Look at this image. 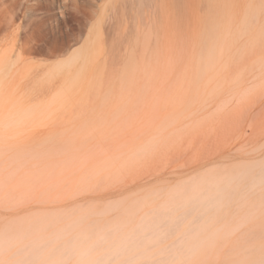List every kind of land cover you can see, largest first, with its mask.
I'll use <instances>...</instances> for the list:
<instances>
[{
    "label": "rangeland",
    "instance_id": "obj_1",
    "mask_svg": "<svg viewBox=\"0 0 264 264\" xmlns=\"http://www.w3.org/2000/svg\"><path fill=\"white\" fill-rule=\"evenodd\" d=\"M112 1L1 0L0 233L45 214L50 229L35 232L50 240L70 223L64 237L72 236L141 199L124 225L134 228L175 188L215 172L239 186L209 222L219 236L188 264H264V0H146L125 9ZM74 51L77 59L61 65ZM185 223L150 252L175 241ZM31 233L0 261L14 264Z\"/></svg>",
    "mask_w": 264,
    "mask_h": 264
},
{
    "label": "bare ground",
    "instance_id": "obj_2",
    "mask_svg": "<svg viewBox=\"0 0 264 264\" xmlns=\"http://www.w3.org/2000/svg\"><path fill=\"white\" fill-rule=\"evenodd\" d=\"M113 1H112V6H113V4H115L116 7H114V6L113 7L117 8L116 2L114 3ZM147 4L150 5V3L149 2L147 3L146 0H134V1L119 0V3H118V5L124 9H125V7L127 8L128 5H130V6L133 5L134 7L141 8V7L147 6ZM0 7H1V0H0ZM0 12H1V9H0ZM14 16H12L13 17L12 21L15 20ZM17 18H19V16ZM19 19H21V18H19ZM252 23H253V21H252ZM214 36H216V34ZM214 36H212V37H214ZM226 38H225V40H226ZM212 42H213V40L211 41V43ZM224 42L225 41H223L221 43V45ZM213 45H215V44H213ZM213 45H211V46L213 47ZM221 47H223V48H221ZM224 47H225V45L223 44V46H220L219 49L223 52L222 49H224ZM209 49H211L210 46H209ZM210 52H211V50H210ZM78 53H79L78 51L72 52L71 55L69 56V58L67 60L63 61L61 65L72 64L77 59V57L79 55ZM223 53H225V52H223ZM204 55L206 56L207 54H204ZM219 55H220V52H219ZM202 59H203V57H202ZM220 61L221 62L217 61V63L219 62V64H220L223 62L222 60H220ZM202 64L203 63H201V66H203ZM214 64H215L214 57H212L211 55L210 56L207 55L205 58V67H210V68H208V69L206 68V69L210 70L212 66H213L212 68L215 69L216 66H214ZM219 64H218V66H219ZM203 69L204 68H202L200 70L203 71ZM217 69H216V72H217ZM197 70L199 72H201L198 68H197ZM199 72H198V74L200 75L201 73H199ZM211 72L213 73L214 71L211 70ZM205 74H207V73H205ZM211 74H210V77H211ZM203 77H202V79H203ZM202 79L200 77L201 81H202ZM208 79H209V76H208ZM188 80H190V79H188ZM201 81H199V82H201ZM206 81H208V80H206ZM192 82H193V80H192ZM197 82H198V80H196V84H198ZM189 83H190V81H189ZM54 98H55V96H54ZM31 111L32 110H30V109L26 110V112H24L25 116L30 114ZM17 115H18V113H17ZM5 127H7V126H5ZM243 171H244L243 172L244 174H248L251 171V168L249 166H247V167H245V169ZM262 176L261 177L264 178V173L262 174ZM234 178L235 177H233V176H228L227 178L223 179L222 177L217 176L215 174V172H210V173H207L205 175L198 176L194 180V182L191 184V186L184 187V188L178 187L177 189L175 188V190L173 189L174 190L173 192L167 191L168 193H170V192L172 193L171 195H168V194L166 195L168 197L170 196L168 198L169 200H167L164 205H162L163 203L159 202L160 203L159 206L160 205H162V206H160V207L156 206L157 209L154 208V209L150 210L151 212L147 211L148 213H146V212L143 213L138 218L137 222L135 223L136 226H134V228H133V226H131V228H133V229H131L130 227L128 228L124 225H126L129 221H131V218H133L134 214L137 213V211L142 208V205H140V204L142 203L141 201H143V200H141V199H140L141 201L139 200L140 204L137 201L138 202L137 205H130L128 207L126 206V208L124 207V209L121 208V210L122 209L123 210L121 211L119 216L114 218V219L112 218L111 221L107 219L108 222H107V220H105L106 222H104L105 224L103 223L104 225L103 224L102 225L100 224V226L96 225L98 223L94 224L93 222H98V221L93 220L91 223H93V225H95V226L91 225V226H93L91 229H90V225H89V230H88V228H86L87 230L86 229L82 230L81 227H79L81 224H79V226H77V228L80 229V231L78 232V229H77V231L75 232V230H76L75 228L77 225V223H76L75 228H74L75 234L72 232L73 234H72V236L70 235L71 237L67 235V237H69V238L64 237V236L67 233L69 234V232L66 233V231H72L73 230L74 226L71 225L72 228H70L71 227V226H69L70 223L67 224V227H65V228L70 229V230H66L63 228L64 226L63 227L61 226L64 229V231L66 230L65 233H63L62 228H60V230H58V232H57V230L56 231H50L49 234L51 232L54 234V238H52L53 234L51 233L52 236L51 237L49 236V238H52V239H50V240L49 239L47 240V238H46L47 235L45 237L40 232L38 234L37 232L40 231V227H42L44 225V227H42L41 229H43V228L45 229L46 228L45 226L48 227L50 225V222L47 220L50 218H43V216L45 215L44 214L43 216L37 217L38 220L36 218H34L33 222L35 221V219L37 221H35L34 223L32 222L33 223L32 225H31V222H30V224L27 223L29 226H27V225L26 226H19V224H18V226L12 230L6 229L3 232H1L0 233V254H3L5 251L7 252V250H9L11 248V246L13 247V245L15 244V242H14L15 238H17L19 236L26 237L29 233H31V232L34 233L37 230V232H35V233H37L36 234L37 237L34 238L32 236L33 234L32 233L30 234L32 236V240L30 242H28L26 240L28 242V243H26L24 240H22L25 242V244H23L21 246H24V247H21V249H19L20 247L17 248L19 250L17 252H15L16 254H21L22 256H20V257L18 256L19 258L16 257L17 260L14 264H34V263H37V261L39 264H61L63 261L67 260V258H71L72 256L76 257V259L78 258V260H79V258L82 259V260H80L81 263L84 260L82 263V264H84L85 263L84 258L91 255L94 251L100 249V247L103 244H105L106 248L102 246V249L103 248H105V249L103 251L100 250V251H102V253H99L98 256L96 255L95 256L96 259H94V260L91 259L90 260L91 262L90 263L88 262L89 264H108L109 262H112V261L118 260V259H120V260L118 261V263H115V264H170V263L172 264L173 260H175V259H179L178 261H180V262L182 260V262H184L183 264H185V260H187L188 261L187 264H188L190 262V260H188V259H192L191 257H193V256L195 258L196 255L198 254V252H200L199 249L202 250L201 246L204 245V243L206 245V246L204 245L206 248L204 246L203 247L206 250V249L210 248L209 245L212 243L211 241L214 242V239H217L216 237L219 236L216 232H219L220 229L219 230L218 229H210L209 222L214 219V215H217L220 206L224 202L227 203V201L233 197L234 193L231 190H234L235 188H237L239 186L238 184H234V185L232 184L231 181L234 180ZM181 185H179V186H181ZM150 192H152V190ZM148 194H150V193H148ZM160 198H161V195H160ZM150 199H152V198H150ZM164 199H167V198H164ZM144 203H145V199H144ZM144 205L145 204H143V206ZM107 206H108V204H107ZM186 206H190V207L188 209L187 208L184 209V207H186ZM180 208L181 209L183 208L184 210L183 211L181 210L182 212L180 214H177L178 213L177 210ZM212 209H214L213 212H211ZM111 210L112 209L110 208L109 211H111ZM197 210H199V213L196 214L197 216L195 218L191 217V218H193L192 220H189L191 222H188V220H187V223H185L186 219L190 215H192L193 212L194 213L198 212ZM92 211L93 210H91V211L89 210L88 212H90V214H91ZM195 211H197V212H195ZM209 211L211 212L212 215L208 214ZM95 212H96V210H94L92 213H95ZM81 213H82V211H81ZM85 213H86V211L83 212V214H85ZM87 213H86V215H87ZM79 215H82V214H79ZM86 215L85 216L82 215L83 218L86 217ZM50 216H51V218L53 217L52 215H50ZM55 216H57V215H54V218H55ZM57 217H59V216H57ZM57 217L55 219H57ZM77 217H79V216H77ZM39 218H41V219H39ZM54 218H52V219H54ZM70 218H72V217H70ZM74 219H72V220H74ZM80 219H82V218H80ZM75 220L77 221L79 219L76 218ZM47 221L49 224L47 225V223H46V225H45V222H47ZM50 221H52V223H51L52 225L56 224V223H53V220H50ZM71 223H74V221ZM131 223H132V221H131ZM184 223L186 225L188 224L189 227L188 228L186 227L187 229L185 228L186 230L184 229L185 231H183L181 235H178V237L175 236L176 237V239H174L175 241H173L172 243H170L168 245H165V246L159 248L158 250L156 249V251H154V252H150V248L157 246V245H160L161 242L165 241L168 236H170L171 234H174L175 231H177V229H179V227L185 226ZM52 225L50 227H53ZM86 226H88V225H84V226H82V228H85ZM123 227L124 228L126 227V230ZM36 228H38L39 230ZM127 228L131 229V230H127ZM33 229H35V230H33ZM48 229H50V228L48 227ZM55 229H57V227L54 228L53 230H55ZM118 230L120 231V233L117 232ZM44 231L47 232L48 230L47 231L44 230ZM121 231L127 232V233H125V235H123V232H121ZM116 232H117V234L119 233L118 235H120L121 238H118L119 236L117 238L115 237V236H117V235H115ZM92 233L93 234L96 233V235H97L96 237H94V240L91 239V236H90ZM40 234L43 235V237ZM121 234L123 236H121ZM216 234H217V236H215ZM36 235L34 234V236H36ZM88 235H89V237H88ZM63 237L67 238V239L64 240ZM28 238L30 240L31 237L28 236ZM60 239H63V240H61L60 243L57 244L56 242H59ZM90 239L93 241H90ZM110 239H111V242L108 241ZM53 240H56V242H53ZM207 240H210L209 245H208V243H206ZM50 242H53L52 245H55V247L51 246V248L53 247V249L49 248V250H51V251H50V254L46 253V255H47V257L45 258L46 260H43V259L40 260V258H44L42 256L43 255L45 256L44 253L47 250L48 246L50 245ZM106 242H109V243L106 244ZM55 243L57 244V246ZM211 245H213V243ZM207 246H208V248H207ZM211 248H213V246ZM210 250H212V249H210ZM97 252H99V251H97ZM75 255H78V256H75ZM93 255H95V253L92 254V258H95V257H93ZM3 259H4V257H3ZM5 259H7V258H5ZM5 259L2 261H6ZM78 260H77V262H78ZM2 261H0L1 264H3ZM7 261H9V260H7ZM7 261L4 263H7ZM8 264H10V263H8ZM173 264H174V262H173Z\"/></svg>",
    "mask_w": 264,
    "mask_h": 264
}]
</instances>
